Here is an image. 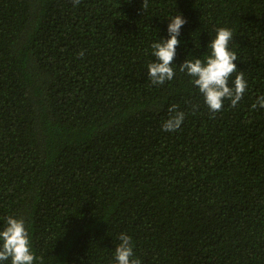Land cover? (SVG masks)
I'll list each match as a JSON object with an SVG mask.
<instances>
[{
	"label": "trees",
	"instance_id": "1",
	"mask_svg": "<svg viewBox=\"0 0 264 264\" xmlns=\"http://www.w3.org/2000/svg\"><path fill=\"white\" fill-rule=\"evenodd\" d=\"M221 27L248 88L211 112L180 65ZM261 95L264 0H0V224L25 221L37 264H115L121 232L141 264H264Z\"/></svg>",
	"mask_w": 264,
	"mask_h": 264
},
{
	"label": "clouds",
	"instance_id": "2",
	"mask_svg": "<svg viewBox=\"0 0 264 264\" xmlns=\"http://www.w3.org/2000/svg\"><path fill=\"white\" fill-rule=\"evenodd\" d=\"M186 23L182 14L173 15L167 20V37L159 38L151 44V54L155 60L147 65V70L153 85H160L174 78L173 62L177 46L181 43V29ZM232 39L233 31L230 28H218L207 45L208 51L203 59L189 58L193 55L189 53L180 65V71L192 78L191 83L198 88L211 112L221 110L226 99L231 101L232 106L237 105L248 88V80L243 71L237 72L238 57L230 47ZM233 73H236L234 78ZM252 107L264 108V95L259 96ZM184 119L185 114L176 111L162 123V130L175 131L180 128ZM116 239L119 243L115 245L113 253L115 264H141L140 259L135 256L132 237L121 232ZM40 260L32 249L25 221L11 215L3 218V223L0 224V264H37Z\"/></svg>",
	"mask_w": 264,
	"mask_h": 264
}]
</instances>
